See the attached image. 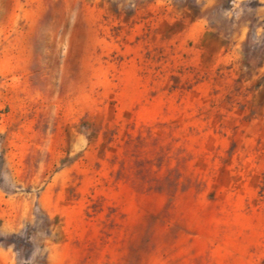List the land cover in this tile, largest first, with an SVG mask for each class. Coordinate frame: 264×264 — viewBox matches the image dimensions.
Returning <instances> with one entry per match:
<instances>
[{"label": "rangeland", "instance_id": "obj_1", "mask_svg": "<svg viewBox=\"0 0 264 264\" xmlns=\"http://www.w3.org/2000/svg\"><path fill=\"white\" fill-rule=\"evenodd\" d=\"M3 51L0 264H264V0H0Z\"/></svg>", "mask_w": 264, "mask_h": 264}, {"label": "crops", "instance_id": "obj_2", "mask_svg": "<svg viewBox=\"0 0 264 264\" xmlns=\"http://www.w3.org/2000/svg\"><path fill=\"white\" fill-rule=\"evenodd\" d=\"M15 57L16 58L19 57V53L18 52H14V51H12V52H5V51H3L0 54V76H3L4 75V72H3V63H4V60L5 59H12V58H15ZM12 66H13L12 72L14 74L15 73L18 74V67H17L18 64L12 62ZM2 93H3V91L0 89V107L3 104V95H2Z\"/></svg>", "mask_w": 264, "mask_h": 264}]
</instances>
